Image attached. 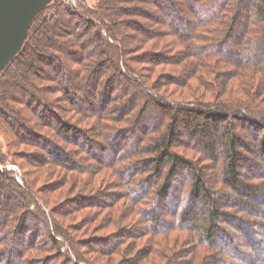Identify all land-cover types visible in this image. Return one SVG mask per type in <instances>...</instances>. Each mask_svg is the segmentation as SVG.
Returning <instances> with one entry per match:
<instances>
[{
	"label": "trees",
	"instance_id": "1",
	"mask_svg": "<svg viewBox=\"0 0 264 264\" xmlns=\"http://www.w3.org/2000/svg\"><path fill=\"white\" fill-rule=\"evenodd\" d=\"M132 1L98 0L92 8L84 0H54L44 7L30 23L22 51L0 68V128L13 109L20 118L16 132L35 135L36 146L53 156L41 164H58L70 172L90 169L83 155L88 151L82 150L78 138L92 150L114 152L107 163L93 157L122 179L118 186L128 191L134 209L142 206L138 225L146 235L162 237L164 242L173 232L186 231L187 244L196 247L193 254L204 264H264V54H258L264 51V0H152L166 21L151 16L154 13L145 7L131 6ZM132 11L152 18L153 26L128 22L144 38L122 48L121 40L127 42L128 35L122 32L120 17ZM69 34L76 41L66 39ZM167 37L170 41L163 43ZM149 39L160 40L155 48L162 49L146 52L147 64L184 67L172 74L175 82L183 77L185 83L195 80L215 89L210 79L220 81L216 102H177L159 96L143 79L146 69L131 63L130 50L141 49ZM46 47L51 54L43 52ZM28 76L36 78L29 86L47 93L50 103L41 99L39 103L36 95L18 103L35 110L40 126L51 128L52 133L28 128L22 106L11 104L19 92H28V84L18 81ZM115 77L120 78L116 85ZM232 81L243 97L220 99L234 89ZM54 94L61 96L53 100ZM93 98L101 100L100 107ZM61 102L67 103L68 113L81 118L78 124L90 127L84 130L60 116L56 108ZM48 114L51 119L44 124ZM233 120L248 126L245 132L253 130L249 139L259 143L257 158L246 157L244 149L254 145L242 138ZM96 134L105 145L95 140ZM127 135L132 142L120 140ZM56 137L67 146L56 144ZM185 150L200 157H190ZM6 162L0 145V164ZM245 169L253 173L251 178ZM207 172L213 174L211 184ZM11 175L0 170L1 234L11 216L37 214L31 210L35 196L26 175L23 185ZM166 202L174 204L167 221L158 214L159 208L166 209ZM45 220L53 245L59 244L57 236L72 242L60 224L51 230L48 217ZM238 236L246 238L247 248L237 243ZM7 238L10 242L0 250V260L18 264L21 252L11 245L17 238ZM20 243L27 246L24 240Z\"/></svg>",
	"mask_w": 264,
	"mask_h": 264
},
{
	"label": "rangeland",
	"instance_id": "2",
	"mask_svg": "<svg viewBox=\"0 0 264 264\" xmlns=\"http://www.w3.org/2000/svg\"><path fill=\"white\" fill-rule=\"evenodd\" d=\"M84 1L92 8L96 7L98 4V0ZM144 1H147L148 4L144 3ZM144 1L133 0L130 5L140 8L145 7L154 13H151V16L157 15L162 21H166L164 15L160 14L152 0ZM73 5L75 8L77 7L75 1ZM151 19L152 18L149 16L142 15L139 11L123 14L120 17V26L122 32L128 36L127 42L122 38V48L124 45H127L128 42L137 45L139 41H143L141 38H144V36H141V32L136 26L133 25V23L128 24V22H140L152 28L153 23ZM238 33L240 32H236V34ZM66 39L71 42L76 41V38L72 35ZM167 41H170L168 37L164 39L163 43ZM156 43H160V40L149 39L141 49L130 50V55L132 57L131 63H134L139 68L146 69V72H144L146 76L143 79L153 86L154 91H156L159 96L169 97L177 102H216L221 88L220 81L215 83V81L210 79L215 89H210L209 86L211 85L209 84L206 86L195 80L185 83L183 77L178 78L180 82H175L171 79L172 74L182 72L184 67L166 65V62L158 66L147 64L148 55L146 52H157L160 51L159 49H162L155 48ZM243 51L245 52L246 49H243ZM43 52L51 54L52 50L46 47ZM258 54H264V51L258 52ZM61 59L62 57L59 59L60 63ZM65 63L67 64V60H65ZM65 66L62 71L65 70ZM45 70L48 71V67H45ZM35 79L36 78L32 76H28L26 79L18 78L20 84L24 86L28 84L26 85L28 92H19L17 96L18 101L16 100V103L12 102L11 104L14 107H17V105L22 106V111L26 113V118H28L26 124L28 128H31L34 132L38 131L39 134L52 133L51 128L44 127V125L40 126L35 110L31 111L29 107L27 108L23 106L22 103H18L25 102L29 98L31 99L33 95L39 98V103L40 99L48 104L50 103L47 93H42L38 88L37 90L29 86L30 82ZM118 81H120L119 77L112 79L115 85L118 84ZM234 83L236 84L237 80ZM229 84L235 91L229 88L226 93L227 95L225 94L220 99L226 100L243 97L239 94L241 92L234 86L233 81ZM217 88H219V90H217ZM60 96L61 94H54L52 95V99H57ZM92 101H95V105L100 107L101 100L93 98ZM13 103H15V105ZM59 104V107L56 108L58 114L63 116L64 119L67 118L71 120V123L81 127L82 124L80 125L77 123L81 118L73 116L66 111L68 108L67 103L61 102ZM44 108L45 107H40V110ZM156 116L157 115H155V118ZM8 117L10 118L5 119L6 121L5 123L3 122V127L0 128V145H2L3 155L7 159L6 165L0 164V170L9 171L12 174L11 176L21 185L24 184V175H26L33 194L32 197L35 196L31 210L37 214L28 217L27 214L23 213L18 216V219L14 215L11 216L10 222H8V224L10 223V228L5 227L7 231L5 230L2 234L0 233V250L7 248L8 245L6 241L10 242V238L7 237L11 236L13 241L17 238L18 242L16 244L13 242L11 245L15 246V249H17L19 253L21 252V260L24 264H26L27 261L31 262L30 264H204V260L202 261V259L196 257L195 252L193 254V251H196V247H193V244H187L188 234L186 231H175L168 236L170 240L164 242L161 240L162 237L155 238L143 232L144 229L138 225L139 219H143L138 211L142 206H138L137 209H134V206L126 197L128 191L118 186L122 182V179L115 175L113 170L99 165L95 160L96 158L93 157V155H96L99 160L105 159L104 162L107 163L114 152L104 151L100 148L92 150L87 142L78 138L80 145L84 147L82 150L86 149L88 151L87 154H83L86 159L85 165L88 169L90 168L87 173L70 172L67 168L65 169L58 164L42 165V160L51 161L53 156L43 147L40 148V146H36L35 142L38 140L35 138V135H28L29 133L20 135L16 132L15 127H18V120L20 121V118L16 116L13 109L7 113L6 118ZM50 119L51 116L49 114L46 115V118L43 120L44 124H47V121L49 123ZM32 121L38 122L37 124L39 126L32 123ZM90 122L93 123L92 121ZM151 123L155 124L153 122ZM233 123L237 125V128L242 130V138L246 139L247 143L254 145L251 148L248 147L244 149L246 157L257 158L259 143L252 138L251 140L249 139L253 130L250 131V129H246L247 131L245 132L244 129L248 126H244L239 120H233ZM86 126L90 127L87 123ZM86 126H82L84 130ZM91 134L94 135L93 132ZM99 136L100 134H96L95 140L105 145V141ZM261 137H263V135H261ZM54 140L56 144L67 146V143L60 141L58 137L54 138ZM120 140L123 142H132L133 139L127 135L126 137L120 138ZM183 147L186 148L185 146ZM118 149H120V147ZM183 153L190 157H195V159L200 157L199 153H194L193 151L185 150ZM245 170H247L249 174L248 177L251 178L253 173H250L248 169ZM207 174V178L211 184L213 174L212 172H207ZM141 176L143 175L141 174ZM184 176L183 179H186ZM171 203L172 202H166L165 204L169 206L166 205V209L161 207L158 210L159 216L166 221L169 220V210L174 206V204L172 205ZM174 203L177 204V201ZM52 216L57 223L56 226L51 219ZM46 217H48L49 225L52 228L51 230H53L54 226L57 227L58 224H60L65 233L69 234V238L72 242L68 240V238L58 237L56 235L59 244L57 246L54 244V248V245L46 233ZM9 229L12 230L9 231ZM22 240L25 241L28 248H26L27 246H21L20 242H22ZM236 240L241 248L244 249L248 247V242L245 237L238 236ZM73 247L76 252L73 250ZM8 248L12 247L9 246ZM200 249L201 254L203 249ZM21 260L18 261V264L21 263ZM0 264L8 263L5 259L0 260Z\"/></svg>",
	"mask_w": 264,
	"mask_h": 264
},
{
	"label": "water",
	"instance_id": "3",
	"mask_svg": "<svg viewBox=\"0 0 264 264\" xmlns=\"http://www.w3.org/2000/svg\"><path fill=\"white\" fill-rule=\"evenodd\" d=\"M53 0H0V68L23 49L32 20Z\"/></svg>",
	"mask_w": 264,
	"mask_h": 264
}]
</instances>
